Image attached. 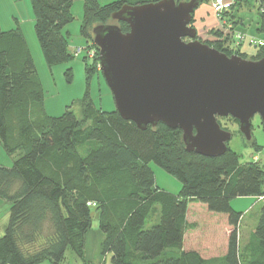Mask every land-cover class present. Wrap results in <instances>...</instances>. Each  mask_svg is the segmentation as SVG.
<instances>
[{"label": "trees", "instance_id": "trees-1", "mask_svg": "<svg viewBox=\"0 0 264 264\" xmlns=\"http://www.w3.org/2000/svg\"><path fill=\"white\" fill-rule=\"evenodd\" d=\"M29 1L46 64L72 59L64 28L72 20L70 7L75 0ZM82 1L80 33L97 52L90 58L94 69L98 51L89 29L107 24L123 5L160 0H118L105 6L97 0ZM244 1L233 0L222 15L221 25L229 28L228 33L211 31L217 36L213 47L241 58L246 54L239 48L246 42L236 44L233 34L264 40V0H256L257 31L263 38L234 29L233 10ZM119 26L127 31L124 23ZM252 48L257 53L249 59L264 57L263 47ZM91 69H86L87 75ZM84 99L88 103H83L80 119L69 110L59 117L47 116L41 83L22 34L0 29V144L8 155L17 156L10 168L0 166V200L9 205L0 237V264H61L67 250L87 264L85 242L92 210L102 235L99 264L107 256L110 264H264V167L253 161L239 164L228 148L217 158L189 153L179 130L162 124L140 130L116 111H100L88 96ZM150 163L179 181L177 194L155 185ZM249 197L261 200V205L241 246L242 214L230 202ZM192 202L227 217L231 232L224 256L204 259L197 251L183 249Z\"/></svg>", "mask_w": 264, "mask_h": 264}, {"label": "water", "instance_id": "water-1", "mask_svg": "<svg viewBox=\"0 0 264 264\" xmlns=\"http://www.w3.org/2000/svg\"><path fill=\"white\" fill-rule=\"evenodd\" d=\"M200 1L123 5L91 36L123 120L140 130L158 124L179 130L187 152L217 158L231 139L218 118L236 120L247 141L255 115L264 128V57L226 56L200 42L190 26Z\"/></svg>", "mask_w": 264, "mask_h": 264}, {"label": "rangeland", "instance_id": "rangeland-1", "mask_svg": "<svg viewBox=\"0 0 264 264\" xmlns=\"http://www.w3.org/2000/svg\"><path fill=\"white\" fill-rule=\"evenodd\" d=\"M116 1L118 0H97L99 6H105ZM211 4L212 0H205L198 8L200 9V7L205 5L211 13V11L213 12ZM83 5L82 0L73 1L70 7L72 20L64 28V31L68 33V52L72 56V59L56 62L54 65L48 66L35 33L34 14L30 1L0 0V29L3 32L19 31L22 34L41 83L43 111L49 117L62 116L66 110H69L80 119L83 113V103H88V100L84 99L85 96H88L95 109H100V111L104 112L115 111L112 95L99 69V62H97V66L95 64L93 69V61L89 56L90 53L94 52L96 54L97 52L89 46L91 42L87 41L80 33V25L83 19ZM256 8V0H245L241 6L233 10L232 16L234 21L237 22L240 28H243L238 32L242 31L241 33L247 36H249L251 31L256 33V22L259 21ZM196 10L197 8L193 14L196 13ZM217 21L219 26H221L222 22L218 19ZM190 26L193 27L192 22ZM91 30L89 29V34H91ZM212 30L208 31L211 38L201 39L197 36V39L203 44L216 49L217 45L211 43L217 39V36L212 34ZM216 50L219 51L218 49ZM252 50L255 49L252 48ZM249 58L250 55H247L243 59L251 60ZM90 68H92L91 74L87 75L86 69ZM220 120L221 128L231 133V139L227 143V148L236 154L238 163L246 166L252 162L254 156H257L260 160L257 166L263 164L264 128L260 117L255 115L250 121L251 141L245 139L239 132L238 125L230 118L227 117ZM16 158V155H8L0 144L1 167L10 168ZM149 167L152 169L155 185L159 189L172 194H177L180 191L181 185L175 177L166 173L154 163H150ZM230 204L237 209L244 210L250 203L244 200V198H236ZM8 216L9 205L0 200V237L8 222ZM187 216V224L190 227L187 230L185 239L186 246L197 249L205 257L218 256L223 248V238L225 235L223 218L226 216L208 212L203 204L195 202L188 205ZM253 216V214L246 216L239 225L238 232L242 236L241 243L244 236H249L247 230L250 228V221H252ZM91 217V231L88 233L85 242V257L92 263H98V248L102 235L98 230L97 217L94 210H92ZM147 226H149L148 223ZM61 264H82V261L70 250H67L65 259ZM102 264H110L109 256L105 257Z\"/></svg>", "mask_w": 264, "mask_h": 264}, {"label": "crops", "instance_id": "crops-1", "mask_svg": "<svg viewBox=\"0 0 264 264\" xmlns=\"http://www.w3.org/2000/svg\"><path fill=\"white\" fill-rule=\"evenodd\" d=\"M211 1V0H210ZM199 7V6H198ZM197 7V10H196V13H194L192 15V18H193V21H192V26L194 27V29L196 30V34L198 36V38H201V39H207V38H211L208 34V31L209 30H212V29H219L220 26H219V23L217 21V19L215 18V15L213 14V12L211 11V13L209 12V10L207 9V7L205 5H203L202 7H200V9ZM233 23L234 24V29L236 31H239V30H242L243 28H240V26L237 24V22L234 21L233 19ZM257 27H258V22H256V33H254L253 31H251V33L249 34V36L247 37H254V38H263L262 37V34L260 32L257 31ZM242 32V31H241ZM229 45L231 47H234L232 43H229ZM239 51L241 53H244L247 55H250V57L254 56L257 52L255 50H252V47H250L247 43H243L240 48H239ZM152 170V169H151ZM244 200L248 201L250 204L247 206V208H245L244 210H241V209H237L236 207H234L232 204H231V207L233 208L234 211L238 212V213H241V222L244 220V218L250 214H253V218H252V221H250V228L247 230V233L249 235L251 229L253 228L254 224H255V221H256V216H257V211H258V208L260 207L261 205V200H258L257 198L255 197H249V198H244ZM255 209V210H254ZM187 212H188V209H187ZM97 217V216H96ZM188 219V216L186 214V221ZM224 228H225V235H224V238H223V248L221 249L222 252L218 255V256H213V257H205L204 255H202L197 249L195 248H190L188 246H186V242H185V239H186V235H187V231L185 232L184 234V240H183V249L185 251H197L200 253V255L204 258V259H213V258H218V257H222L224 256L225 252H226V247H227V239H228V235L229 233L231 232V227L228 225L227 223V217H224ZM239 244L241 246H243L247 240H248V236H244V239L242 240V243H241V234L239 233ZM87 261V264H99V261L98 263H92L90 262V260L86 259ZM41 264H49L47 262H43Z\"/></svg>", "mask_w": 264, "mask_h": 264}, {"label": "built area", "instance_id": "built-area-1", "mask_svg": "<svg viewBox=\"0 0 264 264\" xmlns=\"http://www.w3.org/2000/svg\"><path fill=\"white\" fill-rule=\"evenodd\" d=\"M232 5H233V0H212L211 8L213 9V13L216 16V18L218 20H221L222 15L228 12L231 9ZM220 29L224 33L229 32V28H223L222 25ZM233 37H234L233 39L236 44L244 41L251 47H254V48L263 47L264 48V40L246 39L244 38V36L240 35L239 33L233 34ZM93 54L94 52L90 53L89 55L90 58L93 56ZM252 161L259 163L260 160L256 156L252 158ZM261 166L264 167V162L263 164H261ZM92 205L94 206V204Z\"/></svg>", "mask_w": 264, "mask_h": 264}, {"label": "bare ground", "instance_id": "bare-ground-1", "mask_svg": "<svg viewBox=\"0 0 264 264\" xmlns=\"http://www.w3.org/2000/svg\"><path fill=\"white\" fill-rule=\"evenodd\" d=\"M254 157H256V156H254ZM259 159V158H258Z\"/></svg>", "mask_w": 264, "mask_h": 264}]
</instances>
